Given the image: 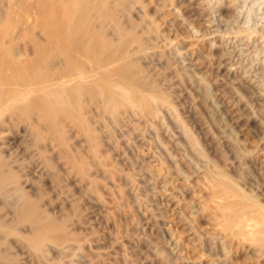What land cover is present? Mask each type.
Masks as SVG:
<instances>
[{
	"label": "rangeland",
	"instance_id": "1",
	"mask_svg": "<svg viewBox=\"0 0 264 264\" xmlns=\"http://www.w3.org/2000/svg\"><path fill=\"white\" fill-rule=\"evenodd\" d=\"M44 1L0 0V264H264V0H98L71 51Z\"/></svg>",
	"mask_w": 264,
	"mask_h": 264
},
{
	"label": "bare ground",
	"instance_id": "2",
	"mask_svg": "<svg viewBox=\"0 0 264 264\" xmlns=\"http://www.w3.org/2000/svg\"><path fill=\"white\" fill-rule=\"evenodd\" d=\"M51 0H45L44 2V6H48L50 7V2ZM63 1L61 3V7L63 9L64 15L63 17L57 18L55 12H50V14H48L46 21H45V25H47L48 27H46V31H47V38L48 41L50 40L51 42H56V43H60L61 45L64 44L65 48L67 46V50L73 48V47H80L84 44L83 38H85L86 36L90 35L92 33L91 29L93 27L89 26L90 21L92 22V16L95 17V19L99 16L98 14H100V10H99V4H98V0H69V1ZM59 2V1H58ZM60 3V2H59ZM56 4V3H55ZM41 5V3H40ZM42 6V5H41ZM43 6V7H44ZM47 8V7H45ZM44 8V9H45ZM59 8V7H58ZM56 9V8H55ZM46 10V9H45ZM60 10V9H59ZM103 10V9H102ZM93 13V15H92ZM95 13V14H94ZM98 13V14H97ZM62 14V13H61ZM60 14V15H61ZM98 16H97V15ZM103 14V12H102ZM59 15V17H60ZM102 15H100L101 17ZM104 16V15H103ZM104 17H102L99 20H102ZM93 19V20H95ZM96 19V20H97ZM104 20V19H103ZM102 20V21H103ZM94 22V21H93ZM98 23V21H96ZM96 23L94 22V25ZM93 25V24H92ZM93 25V26H94ZM97 25V24H96ZM95 25V26H96ZM91 28V29H90ZM44 29V28H43ZM94 29V28H93ZM92 29V30H93ZM96 29V27H95ZM95 31V30H94ZM96 35V34H95ZM95 38L97 39V37L95 36ZM90 39V38H87ZM85 39V41L87 40ZM99 39V38H98ZM95 41V40H94ZM97 41V40H96ZM89 43V42H88ZM98 48L104 44H102V42H96ZM107 44V43H106ZM55 45V44H54ZM108 45V44H107ZM60 46V45H59ZM90 46V45H89ZM84 47V46H83ZM109 47V46H108ZM61 48V47H60ZM59 48V49H60ZM86 48V47H85ZM88 48V46H87ZM61 49V53H62ZM75 49H73L74 52ZM79 50V49H78ZM77 50V53L79 52ZM82 50V49H81ZM80 50V51H81ZM70 51H67L70 52ZM84 51V50H83ZM66 52V50H65ZM64 53V52H63ZM66 53V55H67ZM76 53V51H75ZM96 53V52H95ZM69 55L73 56V53H68ZM68 56V58H70ZM87 55V53H86ZM97 55V54H96ZM65 56V55H64ZM109 57V56H107ZM75 58V55H74ZM71 59V58H70ZM73 61V60H72ZM71 62V61H70ZM3 67V66H2ZM23 67V66H22ZM2 71V70H1ZM1 76H3L1 74ZM0 80L1 77H0ZM4 81V80H3ZM2 82H0L1 84ZM1 86V85H0ZM104 92V91H103ZM110 96V94H109ZM108 96V97H109ZM106 98V97H105ZM107 100V99H106ZM112 102V101H111ZM109 103V101H108ZM221 184V183H220ZM224 184V183H223ZM239 197L240 194L238 192H235ZM45 232V231H44ZM256 240L257 241H262L264 239V218L262 220V227L260 228V230H258V232L255 234ZM39 241H41V238L39 239Z\"/></svg>",
	"mask_w": 264,
	"mask_h": 264
}]
</instances>
